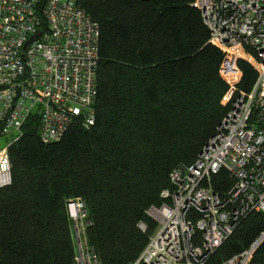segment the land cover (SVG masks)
<instances>
[{
  "label": "trees",
  "instance_id": "obj_1",
  "mask_svg": "<svg viewBox=\"0 0 264 264\" xmlns=\"http://www.w3.org/2000/svg\"><path fill=\"white\" fill-rule=\"evenodd\" d=\"M73 1L99 27L94 122L78 121L45 144L33 114L8 143L0 264H75L67 203L76 198L99 264H132L157 229L147 210L165 202L170 172L195 161L227 111L223 54L210 44L195 0ZM237 66L238 88L247 92L256 71L244 60ZM211 184L222 196L232 180L220 171ZM263 223L259 213L246 216L206 264L247 249ZM248 264H264V240Z\"/></svg>",
  "mask_w": 264,
  "mask_h": 264
},
{
  "label": "built area",
  "instance_id": "obj_2",
  "mask_svg": "<svg viewBox=\"0 0 264 264\" xmlns=\"http://www.w3.org/2000/svg\"><path fill=\"white\" fill-rule=\"evenodd\" d=\"M209 42L223 54L219 76L227 108L195 161L169 175L172 190L147 215L157 229L132 264H206L251 213L264 219V0H195ZM39 33L26 47V42ZM98 24L73 0H0V136L21 135L37 114L42 143L58 141L76 122H94ZM247 50L253 52V55ZM238 60L256 71L249 91L238 88ZM225 171L224 195L211 180ZM7 146L0 149V188L10 184ZM75 208V213H72ZM74 234L75 264H99L85 237L86 209L67 203ZM262 232L244 251L221 264H248Z\"/></svg>",
  "mask_w": 264,
  "mask_h": 264
},
{
  "label": "rangeland",
  "instance_id": "obj_3",
  "mask_svg": "<svg viewBox=\"0 0 264 264\" xmlns=\"http://www.w3.org/2000/svg\"><path fill=\"white\" fill-rule=\"evenodd\" d=\"M11 139H12L11 136H0V149H4L8 145V143L10 142ZM152 219L157 224V221L153 217H152ZM73 237H74V234H73Z\"/></svg>",
  "mask_w": 264,
  "mask_h": 264
},
{
  "label": "water",
  "instance_id": "obj_4",
  "mask_svg": "<svg viewBox=\"0 0 264 264\" xmlns=\"http://www.w3.org/2000/svg\"><path fill=\"white\" fill-rule=\"evenodd\" d=\"M39 33L37 32L35 35H33L25 44V47L38 35ZM142 228L141 229H145V226L142 225L141 226Z\"/></svg>",
  "mask_w": 264,
  "mask_h": 264
},
{
  "label": "bare ground",
  "instance_id": "obj_5",
  "mask_svg": "<svg viewBox=\"0 0 264 264\" xmlns=\"http://www.w3.org/2000/svg\"><path fill=\"white\" fill-rule=\"evenodd\" d=\"M72 213H75V208H72ZM141 226L142 225H140L139 227L142 228ZM142 230H144V229H142Z\"/></svg>",
  "mask_w": 264,
  "mask_h": 264
}]
</instances>
